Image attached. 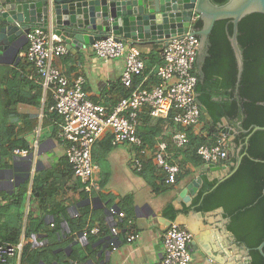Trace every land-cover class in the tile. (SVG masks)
Instances as JSON below:
<instances>
[{
	"label": "crops",
	"instance_id": "crops-1",
	"mask_svg": "<svg viewBox=\"0 0 264 264\" xmlns=\"http://www.w3.org/2000/svg\"><path fill=\"white\" fill-rule=\"evenodd\" d=\"M26 46L23 37L12 48L0 53V65L14 72V76L0 83V104L13 107L8 116L3 117L5 119L0 117L1 130L9 139L0 156V209L5 212L1 222L7 220L10 227L18 223L20 216L19 242L24 246L38 251L52 247L53 253L59 256L54 258V254L50 257L45 253L37 264H67L70 254L75 259L72 264H155L163 255L162 234L168 223L175 220L190 230L192 240H196L194 246L190 245L188 264L246 263L244 256L236 259L233 254L232 243L236 242L227 229L229 220L222 207L202 212L192 205L203 179L191 202L177 201L180 191L200 169L194 171L187 165L192 173L175 186L156 180L155 184L162 190L154 194L151 181H146L131 166L133 149L127 144L108 145L104 134L92 147L95 184L91 193H86L82 182L73 173L72 177L70 175L72 169L58 137L61 119L55 118L48 109L51 99L44 96L38 84L23 80L30 70L24 57ZM137 47L143 54V50H148L159 57L162 45L150 42ZM142 59L145 63L144 57ZM52 65L68 79L82 76L87 98L108 109H112L125 91L120 83L124 58L104 61L95 56L91 45L53 57ZM20 96L36 102L16 101ZM201 127L199 124L197 129ZM114 147L118 149L113 150ZM14 149L27 150L28 156L14 154ZM228 156H231L229 149ZM125 160L138 177L129 176ZM150 164L153 165L152 160ZM202 176L214 179L211 172ZM43 188L49 193L47 196ZM167 205L177 211L174 220L166 214ZM110 208L123 212L124 216H111ZM11 212H16L17 217H10ZM27 223L30 229L36 228V233L24 235ZM111 225L118 229L115 250L106 244L111 236ZM93 227L99 228L97 234L85 239L79 237L80 230ZM48 232L51 235L45 237ZM133 233L138 237L128 242L126 238ZM237 245L238 249L245 248ZM78 258L82 259L80 263L76 262Z\"/></svg>",
	"mask_w": 264,
	"mask_h": 264
},
{
	"label": "trees",
	"instance_id": "trees-1",
	"mask_svg": "<svg viewBox=\"0 0 264 264\" xmlns=\"http://www.w3.org/2000/svg\"><path fill=\"white\" fill-rule=\"evenodd\" d=\"M211 2L222 5L227 0H211ZM193 26L195 29H199L202 23L200 20H195ZM231 34L230 19L217 20L208 35V55L204 58L201 66L202 76L198 74L196 66L193 69L197 77L195 90L198 99L206 108L212 121L210 122L201 112L200 124L202 127L198 130L197 127L183 128L170 118L162 119L153 117L145 111L141 112L136 133L142 141V147L146 148L147 154L142 157L143 169L137 173L142 175L146 181H151L154 194L160 193L162 189L155 182L161 179L164 184L165 175L161 169L151 165L150 161L158 143L165 141L167 143L166 159L170 163L176 162L179 167V172L176 175L177 184L182 178L192 173L187 165L194 171L204 165L197 154V148L201 144L212 142L209 138L221 131L219 123L225 118L228 126L235 131L233 145L235 151L238 149L239 151L233 156H228L221 164L229 166L232 164L230 167L232 169L237 159L240 158L239 165L233 174L222 181H218L216 178L207 180L205 176H202L203 183L193 199L192 205L195 210L202 212L222 207L224 216L229 220L227 229L233 235L235 242L249 249L248 264H264V245L263 254L257 249L264 237V130H256L249 135L253 127L264 126V14L250 13L238 22L236 37L243 62L239 78L236 58L230 44ZM141 56L144 57L143 52H141ZM145 63L143 73L133 77L131 87L129 89L124 87L125 91L123 90L122 97L128 95L145 75L153 76L156 67L161 64V60L158 56L156 59L150 57ZM10 75L14 76V72L0 65V83ZM23 80L30 81L28 78H23ZM16 101L36 102L21 96ZM11 108L7 104H0V112L4 110L0 117L8 116ZM53 115L55 118L61 119L59 115L55 113ZM180 130L186 132L188 143L177 147L172 142V135ZM7 131L8 129H6ZM4 133L0 126V156L4 154L1 152L5 148L4 143H8L9 140L4 137ZM111 138L110 132L105 133L108 145H111ZM168 153H170V158L167 157ZM72 173L73 171L70 170L71 177ZM43 189L44 196H47L49 193L46 188ZM165 211L168 217L174 220L177 211L173 209V206L167 205ZM4 215L5 212L0 209V243H19L20 216L17 218L18 223L10 227L7 220L4 219L1 222ZM10 217L16 218V212H11ZM77 224L81 227L79 220H77ZM32 233H36V228L30 229L27 223L24 235L29 236ZM47 235L51 234L49 232L44 234L45 237ZM53 249L47 247L38 251L23 245L20 264H37L40 259L43 260V254L48 253L51 257L54 254ZM53 257L59 258L57 254H54ZM77 260V263L82 261L79 258ZM74 261V257L70 254L67 264H72Z\"/></svg>",
	"mask_w": 264,
	"mask_h": 264
},
{
	"label": "built area",
	"instance_id": "built-area-1",
	"mask_svg": "<svg viewBox=\"0 0 264 264\" xmlns=\"http://www.w3.org/2000/svg\"><path fill=\"white\" fill-rule=\"evenodd\" d=\"M25 40L27 46L24 57L30 65L27 78L41 87L44 96H49V111L60 116V144L73 174L82 182L86 193L90 194L95 184L92 147L105 133H111L112 145L127 144L133 149L131 166L136 172H140L143 169L142 157L147 154L136 133L141 112L145 111L162 119L170 118L183 128L198 127L200 123L201 110L196 102L195 90L197 77L193 72L200 41L194 34L171 37L159 51L161 64L156 67L153 76L145 75L112 109L87 98L82 76L68 79L52 65L53 57L68 52L56 35L35 28L25 35ZM91 48L95 56L104 61L124 58L120 83L126 89L131 87L134 76L143 73L145 65L141 51L135 45L109 35L93 42ZM211 140L210 144H201L197 148V154L204 164L219 165L228 157V134L220 131L213 134ZM172 142L177 147L186 145V132H175ZM166 149L165 141L158 143L152 162L163 171L164 183L174 186L179 167L166 159ZM13 153L28 156L27 150L14 149ZM109 214L124 216L123 212H118L115 208H110ZM109 231L111 236L106 244L115 250L114 238L118 229L111 225ZM98 232V227L83 229L79 237L85 239ZM137 237L133 233L126 239L131 242ZM192 238L191 232L171 221L162 234L163 255L155 264H188L191 259ZM22 246L23 242L0 243V264H20Z\"/></svg>",
	"mask_w": 264,
	"mask_h": 264
},
{
	"label": "water",
	"instance_id": "water-1",
	"mask_svg": "<svg viewBox=\"0 0 264 264\" xmlns=\"http://www.w3.org/2000/svg\"><path fill=\"white\" fill-rule=\"evenodd\" d=\"M254 12L264 14V0H227L222 5L214 4L211 0H0V53L12 48L35 28L56 35L71 53L109 35L135 46L150 42L165 46L171 37L190 33L198 36L200 41L195 66L202 76L201 66L208 55V35L217 20L230 19V44L239 78L243 62L236 37L237 25L242 17ZM195 20L201 21V28H194ZM196 102L211 122L198 94ZM219 127L228 134L229 155H235L239 149L235 151L234 147L231 148L234 146V129L228 126L225 118ZM256 130H264V126L253 127L249 135ZM239 162L240 158L232 169L229 166L204 164L199 174L180 191L177 201L191 202L202 183L201 175L211 172L213 178L222 181L233 174ZM198 214L201 216L202 212ZM174 222L181 226L178 221ZM229 240L232 241L233 237L230 236ZM195 243L196 240H192L190 245L194 246ZM263 245L264 237L257 247L262 254ZM237 246V243H232L234 256L236 259L244 256L245 264H248L249 249H238Z\"/></svg>",
	"mask_w": 264,
	"mask_h": 264
},
{
	"label": "rangeland",
	"instance_id": "rangeland-1",
	"mask_svg": "<svg viewBox=\"0 0 264 264\" xmlns=\"http://www.w3.org/2000/svg\"><path fill=\"white\" fill-rule=\"evenodd\" d=\"M144 51V58H145V61L146 62H148V59L150 58V57H153V58H157V54L156 53H151L150 51H148V50H143ZM200 124V123H199ZM116 149H118V147H114L113 148V150H116ZM124 166H125V168L128 170V172H129V176L130 177H138V175L136 174V173H134L131 169H130V167H129V164H128V162L125 160L124 161Z\"/></svg>",
	"mask_w": 264,
	"mask_h": 264
}]
</instances>
